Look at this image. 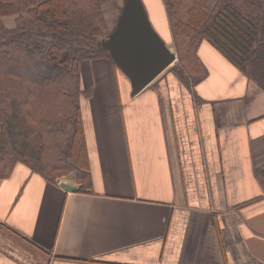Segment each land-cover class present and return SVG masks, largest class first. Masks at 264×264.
<instances>
[{
	"label": "crops",
	"instance_id": "0c3cea01",
	"mask_svg": "<svg viewBox=\"0 0 264 264\" xmlns=\"http://www.w3.org/2000/svg\"><path fill=\"white\" fill-rule=\"evenodd\" d=\"M198 57V85L169 67L135 95L111 60L82 62L90 188L18 163L0 264H264V78L207 40Z\"/></svg>",
	"mask_w": 264,
	"mask_h": 264
},
{
	"label": "trees",
	"instance_id": "16d2710c",
	"mask_svg": "<svg viewBox=\"0 0 264 264\" xmlns=\"http://www.w3.org/2000/svg\"><path fill=\"white\" fill-rule=\"evenodd\" d=\"M114 2L0 0V16H16L11 29L0 21V179L22 163L52 183L76 173L80 192L90 188L81 65L89 59L111 60L100 42L110 34L104 6ZM163 3L183 82L192 87L206 78L198 57L204 40L241 69L264 78L259 63L264 57V0ZM256 175L264 185V167Z\"/></svg>",
	"mask_w": 264,
	"mask_h": 264
},
{
	"label": "water",
	"instance_id": "95a60500",
	"mask_svg": "<svg viewBox=\"0 0 264 264\" xmlns=\"http://www.w3.org/2000/svg\"><path fill=\"white\" fill-rule=\"evenodd\" d=\"M116 28L100 43L131 82L132 94L148 87L177 59L174 44L166 43L154 29L142 0H124ZM67 192L78 188L64 183Z\"/></svg>",
	"mask_w": 264,
	"mask_h": 264
},
{
	"label": "rangeland",
	"instance_id": "374dc122",
	"mask_svg": "<svg viewBox=\"0 0 264 264\" xmlns=\"http://www.w3.org/2000/svg\"><path fill=\"white\" fill-rule=\"evenodd\" d=\"M142 1L144 3L145 9L147 11V14L149 16V19H150L154 29L160 33V35H161L160 37H163L162 39L165 42H167V43L172 42L174 44L172 33L170 31L167 10L165 8V5H163L164 4L163 0H142ZM115 2L112 4L109 3L106 6H104L105 18L107 21L108 29L110 28L109 29L110 33L116 27V23L118 21L117 19L120 16V13H121V10H122L123 4H124V0H115ZM0 21L3 23V25H5V27L10 28V29L14 28L16 26V16H10V15L8 17L0 16ZM105 38H108V36H106ZM105 38L102 41H104ZM174 46H175V44H174ZM176 52H177V50H176ZM89 60H94V59H89ZM259 63L261 64L262 68L264 69V57L259 61ZM177 68H182V65L179 62L178 53H177L176 61L171 65V67L166 72L167 73L173 72V74H175L176 77L182 81L183 78L181 77L179 72L176 71ZM182 84L184 86L185 85L189 86V84L187 82L185 83L182 81ZM69 174H66L65 176L57 178L56 182H60L61 178L66 177ZM83 182L85 184L84 186L87 187L88 182L85 180Z\"/></svg>",
	"mask_w": 264,
	"mask_h": 264
}]
</instances>
